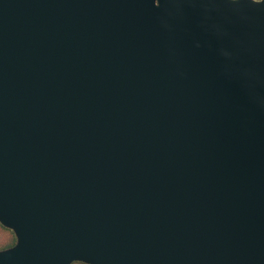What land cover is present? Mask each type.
Instances as JSON below:
<instances>
[{
  "label": "water",
  "instance_id": "1",
  "mask_svg": "<svg viewBox=\"0 0 264 264\" xmlns=\"http://www.w3.org/2000/svg\"><path fill=\"white\" fill-rule=\"evenodd\" d=\"M0 264H264V0H0Z\"/></svg>",
  "mask_w": 264,
  "mask_h": 264
},
{
  "label": "trees",
  "instance_id": "2",
  "mask_svg": "<svg viewBox=\"0 0 264 264\" xmlns=\"http://www.w3.org/2000/svg\"><path fill=\"white\" fill-rule=\"evenodd\" d=\"M3 227V226H1ZM4 228V227H3ZM15 242V236L14 235H8L5 239H4V242L0 245V249L2 248H5V247H9L11 245H13ZM77 261L75 262H72L71 264H74L76 263ZM79 263H82V262H79ZM82 264H85V263H82Z\"/></svg>",
  "mask_w": 264,
  "mask_h": 264
},
{
  "label": "rangeland",
  "instance_id": "3",
  "mask_svg": "<svg viewBox=\"0 0 264 264\" xmlns=\"http://www.w3.org/2000/svg\"><path fill=\"white\" fill-rule=\"evenodd\" d=\"M2 225L0 224V245L4 242V239L8 236V235H14L13 232L10 229L7 228H3L1 227ZM74 264H82L79 262H76Z\"/></svg>",
  "mask_w": 264,
  "mask_h": 264
}]
</instances>
